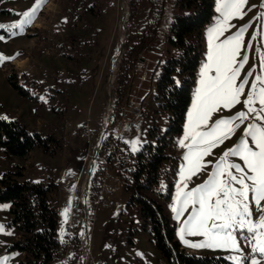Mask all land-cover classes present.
<instances>
[{
  "label": "rangeland",
  "instance_id": "374dc122",
  "mask_svg": "<svg viewBox=\"0 0 264 264\" xmlns=\"http://www.w3.org/2000/svg\"><path fill=\"white\" fill-rule=\"evenodd\" d=\"M154 1V19L158 22L155 37L143 52L133 53L122 71L127 48L140 41L142 29L147 24L149 0H140L134 17L130 16V0H45L23 33L12 37L7 29H0V35L4 36L0 40V54L14 57L0 62V116L20 120L30 131L58 140L50 145V151L55 149V153H46L36 147L24 158L11 157L0 148V178L6 172L16 170L21 172L17 176L19 181L53 180L58 185L53 200L59 214L58 235L60 241L63 237V242L53 264H167L150 233L142 229L138 209L128 205L129 192L106 158H101L103 142L98 151L87 207L84 200V186L94 150L110 121L112 124L104 140L110 138L111 146L120 143L126 152L131 147L126 141L139 137L143 146L150 139L154 141L150 135L153 126L159 125V132L163 133L170 125L169 114L159 112L156 84L164 61L176 52L166 40L174 0ZM35 4L36 0L2 1L0 24L10 25L23 19L21 14ZM262 5L264 0H247L243 6L246 15L242 19H233L231 24L235 27L225 33L227 36L244 25H251L243 43L246 47L251 42L253 47L248 52L249 61L241 71V79L253 68L259 71L260 52L257 49L264 42V20L259 19L260 13L264 12ZM218 15L215 0V14L202 35L201 64L208 49L207 30ZM253 36H256L255 40ZM260 51L264 52V48ZM201 64L193 94L198 86ZM247 91L246 87L245 94ZM240 110H243L242 104L230 111L224 110L220 115H234ZM217 118L219 115L213 116V119ZM241 134L242 128L206 159L215 162L238 142ZM182 137L183 133L176 137L180 166L185 164V149L177 144ZM211 170L209 166L203 174L193 176L188 188L206 180ZM179 173L180 168L170 203L177 239L190 253L226 258L230 254L227 251L194 248L180 240L181 223L188 213L177 221L172 211L177 199ZM185 175H188L187 167ZM69 203L70 209L65 216L64 209ZM253 215H258L254 208ZM11 219V202H0V225L6 226L0 232V257H11L7 264H27L24 253L12 248L19 232ZM136 229L139 231L135 232ZM185 239L197 243L205 237L196 235ZM241 247L245 253L249 252L248 245L242 241Z\"/></svg>",
  "mask_w": 264,
  "mask_h": 264
},
{
  "label": "snow or ice",
  "instance_id": "6c2138e0",
  "mask_svg": "<svg viewBox=\"0 0 264 264\" xmlns=\"http://www.w3.org/2000/svg\"><path fill=\"white\" fill-rule=\"evenodd\" d=\"M44 2L45 0H36L32 8L21 14L23 19L10 25L0 24V29H7L12 37L23 33L26 26L31 25ZM246 4L247 0H216V12L219 15L207 30L206 59L199 69L198 86L187 112L183 137L177 141L178 146L185 149V164L180 166L177 199L172 205V211L177 221L181 220L184 213H188L179 231V238L185 245L227 251L230 254L226 258L233 264H262L264 52L260 49L264 48V42L257 49L260 52L259 71L253 68L241 79V71L249 61L248 52L253 47L251 42L246 47L243 43L245 33L251 25H244L225 36L226 32L235 27L231 21L235 18L242 19L246 15L243 10ZM259 19L264 20V12L260 13ZM3 39L4 36L0 35V40ZM252 39L255 40L256 36ZM8 59L14 57L0 54V62ZM246 87L248 91L245 94ZM241 97L244 99L241 100ZM240 104L243 105V110L235 112L234 115H220L224 110L230 111ZM214 115H219V118L213 119ZM241 128L242 134L233 147L226 149L215 162L206 159L213 155L214 149ZM126 143L131 146L132 152H138L143 144L139 137ZM232 158H237L242 163ZM209 166L212 170L208 172L207 179L189 189L192 177L203 174ZM185 167L188 175H185ZM253 208L258 214L256 217L253 215ZM69 209L70 203L64 209L65 216ZM5 227L0 225V232ZM63 232L62 228L61 233ZM196 235L205 239L197 243L185 239L186 236ZM241 241L248 245V253L242 249ZM10 259L7 256L0 257V264H7Z\"/></svg>",
  "mask_w": 264,
  "mask_h": 264
},
{
  "label": "trees",
  "instance_id": "16d2710c",
  "mask_svg": "<svg viewBox=\"0 0 264 264\" xmlns=\"http://www.w3.org/2000/svg\"><path fill=\"white\" fill-rule=\"evenodd\" d=\"M139 3L140 0H130L131 17L136 14ZM149 4L147 24L140 41L127 48L121 71L133 53L143 52L155 37L158 26L154 19L155 1L149 0ZM214 14L215 0H174L166 40L176 52L164 61L156 84L159 112L169 114L170 125L163 133L159 132V125L153 126L150 135L154 141L150 139L138 152H126L120 143L111 146L107 138L100 154L129 192L128 205L138 209L142 229L150 233L167 264H233L222 256H199L183 248L170 211L180 168L176 137L184 131L202 61L203 31ZM53 141L58 140L30 131L20 120L0 116V148L11 157L24 158L36 147L55 153V149L50 151ZM18 175L20 171H8L0 178V202H11V224L19 232L12 248L24 253L27 264H53L62 246L57 230L59 214L53 200L58 185L53 180L19 181Z\"/></svg>",
  "mask_w": 264,
  "mask_h": 264
},
{
  "label": "bare ground",
  "instance_id": "6f19581e",
  "mask_svg": "<svg viewBox=\"0 0 264 264\" xmlns=\"http://www.w3.org/2000/svg\"><path fill=\"white\" fill-rule=\"evenodd\" d=\"M99 145V144H98ZM97 148V147H96ZM96 148L94 150V156L91 160V163H90V169H89V176L88 178L90 177V183L88 184L87 182L85 183L86 186H84V190H85V193L88 195V198L86 200V198H84V200L87 201V205L89 203V196H90V188H91V185H92V177L94 176V169H95V166H96V162H97V158H98V155L99 153L96 151ZM87 186H89V190L87 189ZM86 204V203H85Z\"/></svg>",
  "mask_w": 264,
  "mask_h": 264
},
{
  "label": "water",
  "instance_id": "95a60500",
  "mask_svg": "<svg viewBox=\"0 0 264 264\" xmlns=\"http://www.w3.org/2000/svg\"><path fill=\"white\" fill-rule=\"evenodd\" d=\"M111 108L114 110V108H113L112 105H111ZM113 115H114V113H112V116H113ZM111 124H112V121L109 122L107 129H105V130L102 132L101 137H100V144H99V146H97V148H96V151H97V152L100 150V148H101V144H102V142H103V140H104V137H105V135H106V132L108 131V128L110 127ZM86 182H87L88 184L90 183V177L87 178ZM87 189L89 190V186H87ZM84 195H85L84 198H86V200H87L88 195L85 193V190H84ZM85 206L87 207V204H85Z\"/></svg>",
  "mask_w": 264,
  "mask_h": 264
}]
</instances>
